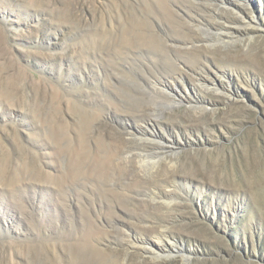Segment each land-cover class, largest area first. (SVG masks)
I'll return each instance as SVG.
<instances>
[{
  "label": "rangeland",
  "instance_id": "obj_1",
  "mask_svg": "<svg viewBox=\"0 0 264 264\" xmlns=\"http://www.w3.org/2000/svg\"><path fill=\"white\" fill-rule=\"evenodd\" d=\"M0 264H264V0H0Z\"/></svg>",
  "mask_w": 264,
  "mask_h": 264
},
{
  "label": "bare ground",
  "instance_id": "obj_2",
  "mask_svg": "<svg viewBox=\"0 0 264 264\" xmlns=\"http://www.w3.org/2000/svg\"><path fill=\"white\" fill-rule=\"evenodd\" d=\"M225 3V2H224ZM223 6H225V5H223ZM245 25H246V27L247 26H250L251 25V23L250 22H245L244 23ZM242 25V24H241ZM230 26V25H229ZM232 26V25H231ZM237 27H239L240 25H236ZM235 26V27H236ZM231 28V27H230ZM236 31L235 30H232V31H230V30H224L223 32H221L220 31V33L218 32V33H211V30L209 31V33H207V37L208 38H211V39H215V37H217L218 39L216 40L217 42H223V43H226V45H229V43H236L237 41H239V37H237L238 35L235 33ZM223 35H226L227 37V42L226 41H224V37H223ZM222 36V37H221ZM237 38V39H236ZM222 43V44H223ZM168 84V83H167ZM164 86V85H163ZM157 88V87H156ZM165 88V87H164ZM210 89V88H209ZM157 90H159V89H157ZM163 92V94L166 96L167 95V99L169 98H171V92H168V91H166V90H164V91H162ZM151 140H153V139H151ZM154 141V140H153ZM156 142V141H155ZM161 149V148H160ZM152 153V152H151ZM142 154V153H141ZM140 155V154H139ZM143 155V154H142ZM141 155V156H142ZM147 155V154H146ZM154 155V154H153ZM146 157V156H145ZM148 157H150L149 155H148ZM151 158H153V157H151ZM151 158H150V160H151ZM148 159V158H147ZM149 160V159H148ZM145 161V160H144ZM156 162V161H155ZM153 164V163H152ZM159 240L160 239H162V238H167L168 240H170L169 239V236L168 235H163V234H161V235H159L158 237H157ZM137 246V245H136ZM136 246H134V247H136ZM140 247H141V249H144L145 250V252H147L148 254H152L153 256H155V257H157V258H164V257H166V258H169V257H171V256H174L175 255V253H174V251L172 250V249H169V252L168 253H165V255H161V254H163V253H159L153 246H152V244H151V246L149 245V244H147V246L145 247L144 246V243L143 244H140ZM155 250V251H154ZM177 254V253H176ZM182 255V254H181ZM183 258H185V260L187 259V256H183Z\"/></svg>",
  "mask_w": 264,
  "mask_h": 264
}]
</instances>
